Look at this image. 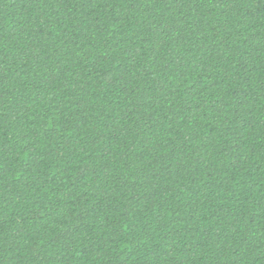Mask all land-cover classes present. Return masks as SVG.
<instances>
[{"label":"trees","instance_id":"obj_1","mask_svg":"<svg viewBox=\"0 0 264 264\" xmlns=\"http://www.w3.org/2000/svg\"><path fill=\"white\" fill-rule=\"evenodd\" d=\"M0 264H264V0H0Z\"/></svg>","mask_w":264,"mask_h":264}]
</instances>
